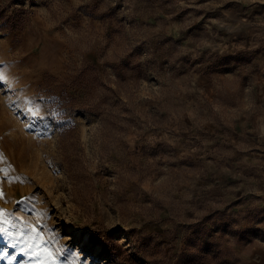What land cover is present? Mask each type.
<instances>
[{
    "label": "rangeland",
    "instance_id": "obj_1",
    "mask_svg": "<svg viewBox=\"0 0 264 264\" xmlns=\"http://www.w3.org/2000/svg\"><path fill=\"white\" fill-rule=\"evenodd\" d=\"M0 77V264H264V0H0Z\"/></svg>",
    "mask_w": 264,
    "mask_h": 264
},
{
    "label": "snow or ice",
    "instance_id": "obj_2",
    "mask_svg": "<svg viewBox=\"0 0 264 264\" xmlns=\"http://www.w3.org/2000/svg\"><path fill=\"white\" fill-rule=\"evenodd\" d=\"M2 78V77H0ZM0 231H3L2 229H0ZM39 238V233L37 232L36 235L34 237H32L33 241H36ZM34 244H29V247H33ZM36 255L40 256V255H46L47 257H50L51 254L47 253V250H44V252H37ZM37 264H50V260L49 259H43V260H38Z\"/></svg>",
    "mask_w": 264,
    "mask_h": 264
}]
</instances>
